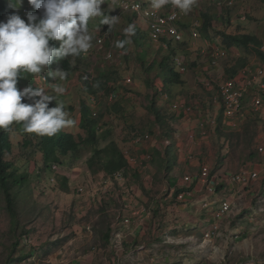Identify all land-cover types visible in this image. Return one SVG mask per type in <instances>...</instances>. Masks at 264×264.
Instances as JSON below:
<instances>
[{
    "label": "clouds",
    "instance_id": "9594fccd",
    "mask_svg": "<svg viewBox=\"0 0 264 264\" xmlns=\"http://www.w3.org/2000/svg\"><path fill=\"white\" fill-rule=\"evenodd\" d=\"M253 1L264 5L261 0ZM237 6L239 12L232 17ZM250 19L239 0H0L1 161L8 163L11 171L37 176L42 183L19 191L16 203L28 205L31 198L56 189L64 182L60 180L67 182V191L59 188L67 194L71 190L70 170L74 169L79 177L85 171L92 172L89 161L94 153L102 156L105 149L114 150L116 145L112 140L116 126L104 120L106 114L122 116L127 94L135 90L159 122L177 114L188 116L194 110L191 106H196L186 97L190 94L185 90L186 77L190 76L192 85L209 90L211 104L218 107L222 117L220 123L213 115L199 119L200 136L219 126H226L228 132L238 131L245 119L260 114L264 105V65L254 49L258 46L264 53V33L246 31ZM138 23L145 26L151 43L149 52H154L152 45L165 52L159 60L142 61L139 57L143 75H134L138 85L131 84L133 76H123V80L110 75L98 80L82 74L78 94L67 91L68 85L62 81L76 71L73 62L92 59L93 65L104 71L107 63L129 59L131 46L136 48L138 41H145ZM231 23H235L233 28L229 27ZM156 26L161 31L154 38L151 34ZM250 34L258 42L253 48L230 47L223 40V35ZM237 49L250 52L259 64L237 56ZM154 64L161 70L168 90L161 87L163 80L160 83V78H154L156 74L149 73L148 67ZM235 92L241 95L240 103L230 113L229 97ZM179 94L183 96L177 98ZM257 96H261L262 104L255 111L250 104ZM157 100L166 102L167 108L160 109ZM89 121L93 138L89 136ZM144 135L151 137L126 127L122 139L130 145H141L148 139L135 143L133 138ZM62 138L69 139L73 146L62 150L56 147L55 160L45 162L43 144ZM129 149H119L126 161L123 151L131 155ZM113 173L98 186L107 185ZM95 183L87 179L75 191L79 196L93 193ZM0 203L4 205L1 199Z\"/></svg>",
    "mask_w": 264,
    "mask_h": 264
},
{
    "label": "rangeland",
    "instance_id": "374dc122",
    "mask_svg": "<svg viewBox=\"0 0 264 264\" xmlns=\"http://www.w3.org/2000/svg\"><path fill=\"white\" fill-rule=\"evenodd\" d=\"M242 1L243 3L239 0L240 5L247 8L252 17L246 25V31H254L259 35L264 33V5L253 0ZM238 12L239 6L230 13L235 17ZM231 24L229 27L233 28L235 23ZM137 25L146 42L138 41L136 48L131 46L129 59L123 57L107 63L103 67L104 71L95 67L92 59L83 58L73 62V68L77 67L76 71H72L68 75L69 78L62 81L65 86L68 85L67 91H73L74 96L78 94L77 86L82 74L89 79L98 80H104L110 75L114 79L133 76L131 84H138L134 75H143L139 57L142 61L159 60L160 54L164 55L165 52L154 45L153 54L149 52L151 43L146 37L145 26L142 23ZM235 52L249 63L259 64L250 52L241 49ZM125 71L127 73L124 75ZM148 71L156 74L154 78H160V83L163 80L161 87L168 90L169 85H166L164 76L156 64L148 67ZM157 102L160 109L167 108L166 102ZM236 152L240 153L239 160H228L224 164L227 172L234 173L247 161L249 151L243 149L242 145L234 148L232 154ZM73 170L68 173L71 175L68 181L71 188L69 193L52 189L31 198L33 201L26 206L17 204L19 226L28 230V233L19 238L20 244L15 249L12 260L7 258L12 244L8 235L10 218L4 209L0 210V264H264V188H259L264 185L261 186L257 181L246 187L234 185L230 192L217 186L220 192L214 196L223 199L225 193H230L232 204L228 215L219 222V234L212 236L208 241L203 242L204 229L201 227L195 236L189 234V230L187 235L171 242L165 236L161 242H156L148 253H140L141 249H134L131 255L124 250L123 238L121 242L115 243L114 234L105 247L95 242L92 229L96 226L90 218L95 217L98 202L96 199L84 201L82 197L85 195L80 197L76 193L75 189L83 184L84 180ZM230 194L226 197L229 198ZM0 208H3L1 203ZM189 235L190 240L187 239ZM133 253L136 255L133 256Z\"/></svg>",
    "mask_w": 264,
    "mask_h": 264
},
{
    "label": "crops",
    "instance_id": "0c3cea01",
    "mask_svg": "<svg viewBox=\"0 0 264 264\" xmlns=\"http://www.w3.org/2000/svg\"><path fill=\"white\" fill-rule=\"evenodd\" d=\"M186 78L188 84L185 90L190 93L186 97L196 105L191 106L194 110L188 116L182 113L174 115L171 120L169 118L157 121L156 117L144 107L146 101L138 94L139 90L127 94V104L122 116L106 114L104 120L116 126V135L112 137L116 145H114L115 149L111 150L112 156L107 154L102 160L106 161L107 158L112 160L115 165L112 172L123 170L124 181L109 180L107 185L99 187L98 184L104 182L110 174L109 170L108 172L103 168L96 172L85 171L80 175L81 180L89 179L90 182H96L92 185L96 191L82 197L84 201L96 199L98 202L95 217L90 218L94 220L96 226L92 229L96 243L103 237L102 232L109 233L110 239L114 233L119 232L123 238L124 250L128 253L132 255L134 249H141L140 253H148L149 249L156 242H161L165 236L167 240L181 239L183 235H187L188 230L189 234L195 236L200 232L201 227L205 232L215 223L212 210L220 201L228 199L226 195L230 193H225L223 199L214 196L220 192L218 189L213 195L207 194L198 180L200 168L208 167L211 176L216 177L227 172L224 164L230 159L239 160L240 153L232 154L234 148L230 147L226 126H219L206 136L198 134L199 119L213 115L220 123L222 117L218 107L211 104L209 90L196 84L192 85L190 76ZM182 96L179 94L177 98ZM253 118L256 119V139L252 147L255 152L254 161L246 158L247 161L234 173L250 165L249 167L262 171L254 182L257 181L263 186L264 156L256 152V145L264 129V105L260 114ZM126 127L135 128L151 137L141 145L127 144L122 139ZM104 145L106 143L102 146ZM123 147H129L130 154L139 159L141 165L129 167L119 152ZM145 154L150 155L149 161L143 160ZM185 176L190 178L187 183L183 180ZM216 184L220 186L218 188L227 189L229 192L235 187L218 181ZM179 194H184L180 200L177 198ZM205 202L207 206L203 207ZM147 210L151 212L148 218ZM136 211H139V215L132 216V212ZM125 218L129 219L128 223H123ZM188 226L189 229H186ZM191 235L187 236V239L191 238ZM135 255L133 253V256Z\"/></svg>",
    "mask_w": 264,
    "mask_h": 264
},
{
    "label": "trees",
    "instance_id": "16d2710c",
    "mask_svg": "<svg viewBox=\"0 0 264 264\" xmlns=\"http://www.w3.org/2000/svg\"><path fill=\"white\" fill-rule=\"evenodd\" d=\"M264 2V0H261ZM224 43L227 46H243V47H249L253 44L257 45L258 42L256 41L255 37L253 35H223ZM254 53L256 55V58L259 60V62L264 65V53L259 51L258 46L254 49ZM241 62L239 63V65ZM255 118H247L245 119L240 126V129L238 131H231L228 132L229 134V140H230V147L236 148L239 145L243 146V149H246L249 151L248 159L254 161L255 152L252 150V147L255 142ZM89 125V136L92 138L94 137L92 134V122L87 123ZM64 136V135H63ZM62 136V137H63ZM73 144L69 139L62 138L60 141L58 139H50L47 140L43 144V150H44V159L45 162H51L55 160V149L56 147L61 149V147H72ZM62 150V149H61ZM107 154H110L112 156L111 150L109 148L105 149L102 156H99L97 152L94 153V157L90 159L89 165L92 172L98 171L101 168L108 171L109 173L114 170L115 165H113L112 160L107 158V160H102L103 157H105ZM110 156V157H111ZM119 156V154H118ZM11 166L1 161V155H0V199L4 201L3 208H0V210H5L6 214L10 218V223L8 227V235L9 239L12 241L10 253L7 254L8 259H13V253L15 249L20 244V239L23 235L28 233V230H25L23 227L19 226L18 223V203H16V196L18 195V192L25 188H28L31 184L33 185H42L41 180L39 177L35 176V178H32L30 175L26 173L19 172L17 173L15 170H10ZM110 168V169H109ZM17 173V174H16ZM64 181V182H61ZM60 184L56 189L60 188L62 190H68L67 188V182L65 180H60ZM25 186V188H24ZM43 192V191H42ZM22 206H25L23 204ZM17 233L18 236H17ZM103 237H101L100 241L98 242L101 247H105L109 244L110 237L109 233L102 232ZM102 243V244H101ZM21 258V257H20ZM18 260V259H17ZM19 261V260H18Z\"/></svg>",
    "mask_w": 264,
    "mask_h": 264
},
{
    "label": "built area",
    "instance_id": "2783aa9c",
    "mask_svg": "<svg viewBox=\"0 0 264 264\" xmlns=\"http://www.w3.org/2000/svg\"><path fill=\"white\" fill-rule=\"evenodd\" d=\"M174 15V14H173ZM158 21H163L160 18H158ZM160 23V22H159ZM154 26V25H152ZM161 31V28L159 26L154 27V29L152 30V34L151 36L154 38H157V34ZM261 73V72H260ZM261 91L264 94V83L261 84ZM240 93L235 92L234 95L229 97V102H230V113H234L236 111V107L239 105L240 103ZM262 104V99L261 96H257L253 99H251V108L256 111ZM148 139V135H144L143 138L139 137H134L133 138V142L135 143H139L142 140ZM256 152L261 155L264 156V129L261 132L259 139H258V143L256 145ZM124 155L126 156L127 162H128V166L129 167H136L138 165H141V161H139V159L131 156L128 154L127 150L123 151ZM150 158V156L148 154L144 155L143 160L144 161H148V159ZM250 165H246L245 167L241 168L238 172L236 173H230V172H224L216 177L211 176L210 174V170L208 167L206 166H202L200 168L199 171V175H198V180L200 181L201 185L203 186L204 190L206 191L207 194L213 195L216 192L217 189V184L216 182H220V183H225L229 185H240L243 187H246L248 185H251L260 175V173L262 171L260 170H255L253 169V167H249ZM264 171V167L262 168ZM122 171H118V172H114L113 174L110 175V178H112V180L114 181H118V182H123L124 181V177L122 174ZM189 176H185L183 178L184 182L187 183L189 181ZM122 184V183H120ZM184 196V194H179L177 196V198L180 200L182 199ZM207 202L203 203V207H206ZM231 198L228 199H224L222 201H220V203H218V205L214 207V209L212 210V216L215 218V223H213L211 225V228H209L208 230H206L203 234V242L208 241L212 236H216L219 234V222L221 219H223L225 216L228 215V213L230 212L231 209ZM151 214L150 211L147 210L146 213V217L148 218L149 215ZM137 216L139 215V211L136 212H132V216ZM129 219L125 218L123 220V223H128ZM121 234L119 232L114 233V240L115 243L116 241H120L121 242ZM171 242V240H170ZM118 243V242H117ZM121 245V243H118ZM253 264V263H252Z\"/></svg>",
    "mask_w": 264,
    "mask_h": 264
}]
</instances>
